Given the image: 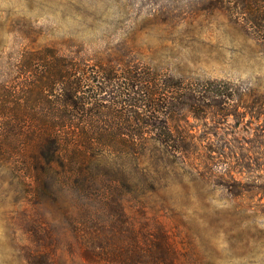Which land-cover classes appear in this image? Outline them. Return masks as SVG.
<instances>
[{"label":"rangeland","instance_id":"1","mask_svg":"<svg viewBox=\"0 0 264 264\" xmlns=\"http://www.w3.org/2000/svg\"><path fill=\"white\" fill-rule=\"evenodd\" d=\"M259 5L255 26L228 0H0V85L16 93L28 75L24 53L39 49L90 68L135 66L222 91L209 102L218 107L188 117V151L149 142L144 161L116 165L120 190L108 198L120 207L91 208L115 227L116 246L96 258L64 239L72 210L47 196L34 204L35 181L13 156H0V264H31L39 247L49 252L45 264H264V0Z\"/></svg>","mask_w":264,"mask_h":264},{"label":"trees","instance_id":"2","mask_svg":"<svg viewBox=\"0 0 264 264\" xmlns=\"http://www.w3.org/2000/svg\"><path fill=\"white\" fill-rule=\"evenodd\" d=\"M228 1L240 3L242 14L259 25L261 0ZM23 57L28 75L18 93L0 85V156H13L23 175L35 181L34 204L44 206L47 196L58 210H72L70 240L64 239L96 258V251L116 246L115 227L91 213V208L120 207L108 198L120 190L116 165L140 163L149 142L172 154L188 151V117L218 107L209 102L222 91L193 88L135 66L90 68L50 49L26 51ZM121 184L130 188V182ZM63 192L68 199H61ZM58 235L49 237L52 260L58 257ZM47 253L39 247L29 261L45 264Z\"/></svg>","mask_w":264,"mask_h":264}]
</instances>
